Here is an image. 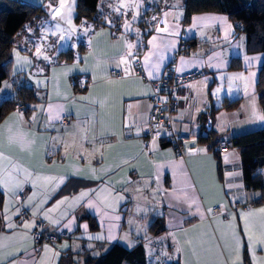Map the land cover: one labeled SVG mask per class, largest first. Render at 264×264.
<instances>
[{"label":"crops","instance_id":"crops-1","mask_svg":"<svg viewBox=\"0 0 264 264\" xmlns=\"http://www.w3.org/2000/svg\"><path fill=\"white\" fill-rule=\"evenodd\" d=\"M24 1L44 5L45 12L13 35L9 76L0 86V100L13 98L20 86L34 95L27 113L12 107L0 119V264H74L77 254L98 257L114 243L130 248L139 242L149 264H264V205L253 203L259 191L246 189L222 156L219 172L209 143L197 139L207 131L200 115L213 106L212 71L203 66L198 44L180 39L181 9L165 0H100L99 20L76 22V0L69 6L66 0ZM184 2L178 0L183 9ZM58 6L70 15L65 27L50 19ZM115 11L123 14L113 19ZM69 48L71 60L58 58ZM177 53V71L207 74L178 90L172 129L195 136L183 154L144 131L150 81ZM136 59L146 79L134 73ZM217 205L226 213H213ZM21 212L33 218L22 219ZM161 217L164 230L152 232ZM37 221L53 241L36 245ZM128 224L144 239H129ZM164 237L173 255L150 261L147 250Z\"/></svg>","mask_w":264,"mask_h":264},{"label":"trees","instance_id":"trees-1","mask_svg":"<svg viewBox=\"0 0 264 264\" xmlns=\"http://www.w3.org/2000/svg\"><path fill=\"white\" fill-rule=\"evenodd\" d=\"M99 1L76 0L75 21L80 22L85 18L95 21L99 20L96 15ZM202 11H216L226 14L231 21L234 34L241 32L245 35L246 52L249 54H263V62L256 82V92L264 113V0H250L249 2L246 0H185L184 22H187L193 14ZM43 12H45L44 5H33L24 0H0V86L2 81L9 76V51L12 47L13 35L23 23L40 16ZM185 43H189V47L197 45L195 37L186 39ZM58 58L71 60L73 58V50L69 48L60 51ZM239 66V59H232L230 68ZM33 100L34 95L31 87H17L13 98L0 100V119L8 109L15 108L17 103H22L24 105V113H27L30 108L26 105ZM237 101L238 99L231 102L225 100L222 108H235ZM213 113V107L211 111L201 113L202 126L207 131L205 134H199L197 139L201 143H209L208 148L213 151L220 172V152L215 150L218 141L210 142L215 134L212 129ZM208 121H210L209 128L206 125ZM228 141L231 143V147L236 148L239 152L241 178L245 188L259 191V197L253 203L264 205V126L231 136ZM161 143L163 145L171 144L166 139H162ZM3 198V192L0 190V208ZM160 221L162 222V217L151 223L152 232L159 234L164 230L163 225H160ZM90 227L91 229H96L93 221H90ZM123 263L149 264L146 260L143 244L139 242L128 248L122 244L114 243L98 257L84 255V264ZM165 264H179V262Z\"/></svg>","mask_w":264,"mask_h":264},{"label":"rangeland","instance_id":"rangeland-1","mask_svg":"<svg viewBox=\"0 0 264 264\" xmlns=\"http://www.w3.org/2000/svg\"><path fill=\"white\" fill-rule=\"evenodd\" d=\"M165 1L169 2L167 5H171L174 9H181L183 12V26L180 30V39H183L182 41L185 43L186 39L190 36H195L198 48L200 49L199 57L204 63L203 66L207 64V68H210L212 71L211 74L207 73L212 78L209 95L213 104L212 107L214 108L212 129L215 131V134L210 142L228 141L231 136L263 127L264 120L261 117H264V113L256 92V82L263 62V54H249L246 52L245 35L241 32L234 34L231 21L226 14L216 11H202L193 14L187 22H184V9L178 5V0ZM246 1L249 2L250 0ZM65 2L69 6L68 0ZM103 5V3L99 2L98 9L100 11ZM106 7L111 8L109 5ZM55 10L56 8L50 13L51 21H54L52 14ZM108 12L105 13L107 17L110 15ZM120 14H123V12L115 11L112 18H118ZM69 17L70 15L66 8L60 19L56 20L55 23L64 25L63 27H65L64 23H66ZM113 19H110V21H113ZM147 23L151 30L152 24L149 21ZM147 30L148 28H146ZM237 58L239 59L240 66L230 68L232 59ZM202 71L203 75L201 77L207 75L203 69ZM235 99H238L235 108H222L225 100L231 102ZM211 108L209 109L210 111ZM220 156H222V161L226 160L228 162V170L234 175L238 174L240 179L239 152L236 148L229 147L221 151ZM223 170L224 172L226 171L225 168ZM227 182L229 183L230 181ZM228 189L231 190L232 188L228 187ZM145 232L147 233V231ZM125 233L131 240L136 236L140 239H144L145 237L144 232L132 224L126 226ZM168 240L165 237L164 239L159 238L157 249H151V252L150 249L147 250L150 261L157 262L156 260L165 257L167 253L168 255H173L174 252L170 251ZM152 253L155 254L154 258H152ZM81 258L77 254L74 257L73 263L84 264V259Z\"/></svg>","mask_w":264,"mask_h":264},{"label":"built area","instance_id":"built-area-1","mask_svg":"<svg viewBox=\"0 0 264 264\" xmlns=\"http://www.w3.org/2000/svg\"><path fill=\"white\" fill-rule=\"evenodd\" d=\"M183 43H181L182 48ZM178 54L172 59V62L167 65L164 74L155 80H151V103L152 109L150 111L147 124L144 126L145 134L150 139L162 140L166 139L174 146L178 154H183L185 149V142L195 138L193 134L177 133L172 129L173 115L178 108V90L186 82L196 79L203 75L202 69L194 68L186 71L179 72L175 69V62ZM134 73L142 79H146L145 74L141 69L140 59H136L133 62ZM110 74L115 77H121V72L116 69H111ZM15 109L19 112H24V105L17 103ZM68 121L66 116L60 119V124H66ZM162 128L167 131V136L164 137ZM231 147V143L227 140H223L217 143L215 146L216 151H223ZM213 213L225 214L226 209L223 206L217 205L212 208ZM20 217L22 219L31 220L33 216L28 212H21ZM31 236L37 246L42 241H53L52 235L45 231L44 225L41 222H36L35 227L31 232Z\"/></svg>","mask_w":264,"mask_h":264},{"label":"water","instance_id":"water-1","mask_svg":"<svg viewBox=\"0 0 264 264\" xmlns=\"http://www.w3.org/2000/svg\"><path fill=\"white\" fill-rule=\"evenodd\" d=\"M65 9H66L65 6L56 7V10L52 14V19L54 21L59 20L60 17L62 16V14L64 13ZM57 12L59 13V15H57ZM209 124H210V121H208L207 124H206L207 128H209Z\"/></svg>","mask_w":264,"mask_h":264},{"label":"snow or ice","instance_id":"snow-or-ice-1","mask_svg":"<svg viewBox=\"0 0 264 264\" xmlns=\"http://www.w3.org/2000/svg\"><path fill=\"white\" fill-rule=\"evenodd\" d=\"M57 15H59V13L57 12ZM215 19V18H213ZM262 120H264V117H261ZM262 212H264V209L261 210Z\"/></svg>","mask_w":264,"mask_h":264}]
</instances>
